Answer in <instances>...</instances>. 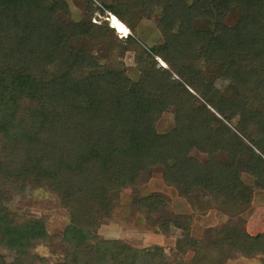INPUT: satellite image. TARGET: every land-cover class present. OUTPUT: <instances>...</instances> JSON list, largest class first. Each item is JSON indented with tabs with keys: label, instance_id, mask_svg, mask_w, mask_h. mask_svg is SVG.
<instances>
[{
	"label": "trees",
	"instance_id": "obj_1",
	"mask_svg": "<svg viewBox=\"0 0 264 264\" xmlns=\"http://www.w3.org/2000/svg\"><path fill=\"white\" fill-rule=\"evenodd\" d=\"M129 1L131 6L137 2L141 13L163 9L157 24L162 43L149 52L140 48L145 66L139 67L135 83L118 69L98 70L102 65L88 49H80L65 65L62 46L80 35L95 39L97 26L82 27L85 32L80 34L82 22L68 24L56 17L59 10L66 13L63 3L0 0V205L20 191L32 168L38 187L59 192L67 187L63 207L70 220L61 233L64 264H168L161 248L140 253L96 236V209H112L114 193L133 185L149 166L161 167L166 183L187 191L243 197L248 189L242 176L247 173L254 188L264 191V0L212 2L219 17L199 16L201 0ZM90 3L91 13L117 16L113 6L99 0ZM195 19L213 26L194 29ZM84 21L90 25V20ZM126 41L136 44L132 35ZM199 46L215 61L236 60L222 70L232 84L230 97L208 85L202 71L188 67ZM154 56L178 75L180 86L171 84L168 71L146 65ZM148 85L161 92L148 93ZM186 86L224 120L239 118L236 133L249 143L242 169L218 159V153L238 154L240 146L222 126L213 129L202 122L205 106L193 102L196 98ZM169 107L177 110L176 128L156 134L155 118ZM193 150L206 158L190 156ZM150 200L162 204L160 196ZM148 203L142 201L149 210ZM185 235L186 241L179 243L183 253L186 248L204 253L187 230ZM47 238L39 219L16 221L0 207V246L14 255L9 264L32 263L28 248ZM221 247L245 256L264 255V239L244 231L236 230Z\"/></svg>",
	"mask_w": 264,
	"mask_h": 264
},
{
	"label": "rangeland",
	"instance_id": "obj_2",
	"mask_svg": "<svg viewBox=\"0 0 264 264\" xmlns=\"http://www.w3.org/2000/svg\"><path fill=\"white\" fill-rule=\"evenodd\" d=\"M44 1L46 5L51 6L55 0ZM57 1L63 3L66 13L59 10L56 17L68 24L82 22L80 34L85 32L83 28L87 26L92 30L97 26L95 39L91 37L93 40H90L80 35V39H71L67 47L62 46L61 50L65 53L64 63L80 49H88L89 55L102 65L98 70L114 68L120 70L125 79L134 83L139 80L141 76L139 67L145 66L144 54L141 53L140 48L149 52V49L162 43L157 28L163 13L161 6L153 11L141 13L136 9L137 2L131 6L129 0H99L102 5L113 6L117 14L115 16L107 11L101 13L96 10L91 13L90 0ZM192 1L185 0L187 4H191ZM225 1L201 0L203 10L198 11L199 16L212 14L219 17L221 14L217 12L216 7H211L212 2L216 5ZM93 4L98 5L96 2ZM110 15L116 17L129 33L125 35L118 33L111 25ZM84 20H90V25ZM227 21L232 22L229 18ZM202 22L195 19L192 28L209 30L213 26H206ZM98 31L103 32L104 38L100 37L102 33L97 34ZM129 35L134 36L136 44L126 41ZM235 61L233 59L215 61L211 59L209 51L199 46L197 51H193L188 67L193 71L195 69L197 72L202 71L208 85L225 92L226 96L230 97L232 94L228 90L232 89V84L223 76L222 70ZM65 65L61 62L60 67ZM146 65L155 71H168L172 77L171 84L180 86L181 79L161 58L154 56V61L147 62ZM59 73L63 75L65 71ZM146 88L150 94H153V91L161 92L154 85H148ZM186 89L195 96L194 103L205 106L206 113L202 122L213 129L222 126L240 146L238 154L230 155L222 152L218 153V159L233 164V169H242V161L245 159L247 148L249 149L247 146L249 143L245 139H240L236 133L240 126L239 118L236 116L231 120H224L215 114L211 106L200 99L190 87L186 86ZM176 116V108L169 107L155 118L154 132L159 135L172 132L176 128ZM190 156L199 161L206 158V154L195 150ZM34 171H36L34 168L30 169L29 177L27 174V179L21 182L20 191L12 194L0 207H4L6 213L16 221L39 219L43 223L48 238L40 239L28 248L27 254L32 261L30 264H64L66 245L61 233L70 220L68 210L63 207L68 189L66 187L59 192L38 187ZM242 178L248 191L242 192L243 197L235 198L229 193L222 194V191L214 195L210 192L187 191L185 187H174L164 180L161 167L149 166L141 171L133 185L114 193L117 201L112 209H96L98 213L96 236L105 241H116L140 253L143 249L161 248L168 264H264V255L245 256L228 248H219V244L232 237L236 230L244 231L250 236H261L264 239V191L254 188L253 178L248 173ZM156 196H160L162 204L161 200L158 204L150 200ZM145 199L152 207L149 210L142 204ZM222 228H225L226 232H223ZM186 230L192 242L204 253L196 254L191 248H186L185 253L181 251L179 243L186 241ZM0 256L3 264H9L13 261L14 255L10 250L0 246Z\"/></svg>",
	"mask_w": 264,
	"mask_h": 264
},
{
	"label": "bare ground",
	"instance_id": "obj_3",
	"mask_svg": "<svg viewBox=\"0 0 264 264\" xmlns=\"http://www.w3.org/2000/svg\"><path fill=\"white\" fill-rule=\"evenodd\" d=\"M109 19H110V22H111L112 27H113L118 33H122V34H124V35L129 33V32H128L129 30L127 31L126 27H124V26L120 23V21H118V20L116 19V17H114L113 15H110Z\"/></svg>",
	"mask_w": 264,
	"mask_h": 264
}]
</instances>
